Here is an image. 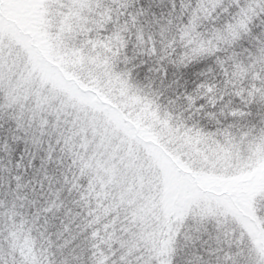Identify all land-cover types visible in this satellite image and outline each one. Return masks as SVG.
<instances>
[{
  "label": "snow or ice",
  "instance_id": "snow-or-ice-1",
  "mask_svg": "<svg viewBox=\"0 0 264 264\" xmlns=\"http://www.w3.org/2000/svg\"><path fill=\"white\" fill-rule=\"evenodd\" d=\"M0 264H264V0H0Z\"/></svg>",
  "mask_w": 264,
  "mask_h": 264
}]
</instances>
